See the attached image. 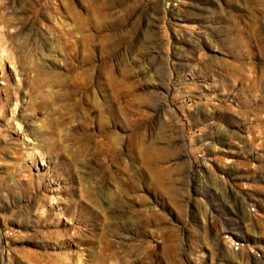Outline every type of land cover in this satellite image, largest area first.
<instances>
[{"label":"rangeland","instance_id":"1","mask_svg":"<svg viewBox=\"0 0 264 264\" xmlns=\"http://www.w3.org/2000/svg\"><path fill=\"white\" fill-rule=\"evenodd\" d=\"M0 264H264V0H0Z\"/></svg>","mask_w":264,"mask_h":264},{"label":"bare ground","instance_id":"2","mask_svg":"<svg viewBox=\"0 0 264 264\" xmlns=\"http://www.w3.org/2000/svg\"><path fill=\"white\" fill-rule=\"evenodd\" d=\"M242 68V67H241ZM243 76V75H242ZM89 80V79H88ZM108 80V79H107ZM109 80H110V78H109ZM109 82V81H108ZM114 82V81H113ZM109 83H111V84H113L112 83V81L110 80V82ZM118 85V84H117ZM114 86H116V85H114ZM113 88V87H112ZM128 89V88H127ZM117 90V89H116ZM116 90L114 91V92H116ZM131 94V93H130ZM128 95V94H127ZM116 96V95H115ZM129 98V97H128ZM116 100V99H115ZM133 101V100H132ZM136 101V100H135ZM137 102V101H136ZM118 103V102H117ZM133 103V102H132ZM134 104V103H133ZM261 111V110H260ZM115 141H113V143H114Z\"/></svg>","mask_w":264,"mask_h":264}]
</instances>
